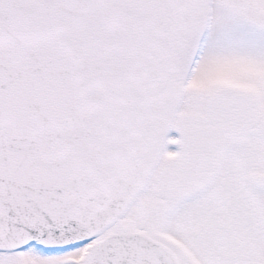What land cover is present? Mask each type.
Here are the masks:
<instances>
[{"label": "snow or ice", "instance_id": "1", "mask_svg": "<svg viewBox=\"0 0 264 264\" xmlns=\"http://www.w3.org/2000/svg\"><path fill=\"white\" fill-rule=\"evenodd\" d=\"M0 264H264V0H0Z\"/></svg>", "mask_w": 264, "mask_h": 264}]
</instances>
